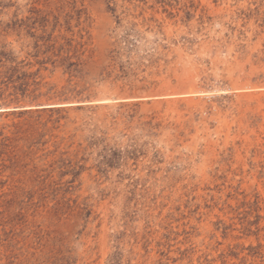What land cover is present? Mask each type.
Instances as JSON below:
<instances>
[{"label": "rangeland", "instance_id": "1", "mask_svg": "<svg viewBox=\"0 0 264 264\" xmlns=\"http://www.w3.org/2000/svg\"><path fill=\"white\" fill-rule=\"evenodd\" d=\"M2 44L53 99L0 105V264H264V0H0Z\"/></svg>", "mask_w": 264, "mask_h": 264}, {"label": "trees", "instance_id": "2", "mask_svg": "<svg viewBox=\"0 0 264 264\" xmlns=\"http://www.w3.org/2000/svg\"><path fill=\"white\" fill-rule=\"evenodd\" d=\"M11 26L7 25V29ZM49 41V38L47 39ZM44 46L46 47L43 50ZM35 52L29 55L35 58H40L42 54H47L48 52H54L55 44L39 45L38 42L35 43ZM60 50H63L61 48ZM60 55V53L58 54ZM71 57L63 58V62H69ZM47 61H40L41 65L45 64ZM31 65L30 62H26V59L19 61L18 52L13 49H9L8 44L0 45V105L1 106H11L16 104L17 106H22L21 102L26 101L29 104H39L43 97H48V93L39 92L40 81L36 79L40 77L41 68L33 73L26 70V67ZM81 62L69 63V67H78ZM32 86L35 88L32 89ZM54 97V96H51ZM48 99H53L49 98ZM65 100H70L71 97L66 96L63 98ZM64 107L59 108H49L48 111L60 112L63 111ZM45 111V110H44ZM31 110H22L21 114H29Z\"/></svg>", "mask_w": 264, "mask_h": 264}]
</instances>
